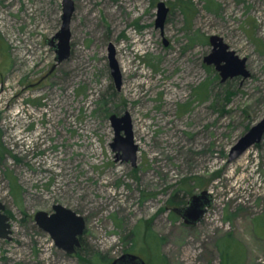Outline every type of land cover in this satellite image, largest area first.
Masks as SVG:
<instances>
[{"label": "rangeland", "instance_id": "1", "mask_svg": "<svg viewBox=\"0 0 264 264\" xmlns=\"http://www.w3.org/2000/svg\"><path fill=\"white\" fill-rule=\"evenodd\" d=\"M71 1L70 53L57 62L62 0H0V201L11 229L0 264H109L126 252L149 264H264V134L229 160L264 116V0ZM211 35L246 58L249 76L221 81L204 61ZM114 110L130 116L134 162L115 143ZM201 191L210 204L185 223L173 208ZM55 204L85 221L73 253L35 222Z\"/></svg>", "mask_w": 264, "mask_h": 264}, {"label": "water", "instance_id": "2", "mask_svg": "<svg viewBox=\"0 0 264 264\" xmlns=\"http://www.w3.org/2000/svg\"><path fill=\"white\" fill-rule=\"evenodd\" d=\"M156 25L163 27L167 8L163 2H159ZM73 3L71 0H62V25L60 31L55 35L60 39L56 44V61L61 62L67 58L70 53V30L69 23L70 17L73 12ZM210 44L212 45L211 52L204 58L205 63H213L215 68L219 71L221 81L227 78L241 75L243 77L249 76V71L246 69V58H240L233 50H228V45L223 42L222 38L217 35L209 37ZM114 49L112 45L109 47V66L110 72L114 79L116 89H120L122 83V75L118 62L114 56ZM110 120L115 129V143L123 140L127 148L124 149L123 156L129 158L132 162L135 160V152L138 149L137 145L132 139V130L130 116L128 112L123 115L116 113L111 114ZM124 130L125 136H120L119 132ZM264 134V116L253 125L238 141L232 146L229 153V160H232L242 154L251 145L261 141ZM210 194L207 191H201L190 197L187 205L183 207H174L173 210L180 214L185 223H197L203 214L206 212L207 206L210 204ZM5 206L0 201V237L9 238L10 217L4 213ZM35 222L42 229L46 230L53 238L55 244L64 249L67 253H73L76 248L80 246L79 235L82 234L85 221L82 216L78 215L75 211L60 205L53 206V212L47 213L45 211H38L34 215ZM109 264H149L141 256L126 252L120 257L115 258Z\"/></svg>", "mask_w": 264, "mask_h": 264}, {"label": "trees", "instance_id": "3", "mask_svg": "<svg viewBox=\"0 0 264 264\" xmlns=\"http://www.w3.org/2000/svg\"><path fill=\"white\" fill-rule=\"evenodd\" d=\"M109 101V99H103V102L102 103H106V102H108ZM106 105V104H105ZM107 110H110L109 108H107ZM111 111V110H110ZM115 112V110L113 111V113ZM173 196H172V198H170V201L171 202H173ZM148 231H151V230H148ZM151 234H152V238H153V242H154V245H156V247L153 249L154 250V259H158V260H161V259H164V257L163 256H161L160 255V253H159V241H158V239H157V237H156V235L151 231ZM134 241H135V239H133ZM156 243V244H155ZM93 255H96V256H99L100 257V255L98 254V253H92L91 255H90V258L93 256ZM90 260V259H89ZM162 261V260H161ZM165 263V262H164Z\"/></svg>", "mask_w": 264, "mask_h": 264}, {"label": "bare ground", "instance_id": "4", "mask_svg": "<svg viewBox=\"0 0 264 264\" xmlns=\"http://www.w3.org/2000/svg\"><path fill=\"white\" fill-rule=\"evenodd\" d=\"M116 59V58H115Z\"/></svg>", "mask_w": 264, "mask_h": 264}]
</instances>
